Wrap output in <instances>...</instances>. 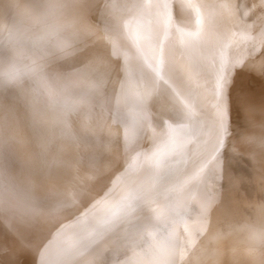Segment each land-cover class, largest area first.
<instances>
[{"label": "bare ground", "instance_id": "obj_1", "mask_svg": "<svg viewBox=\"0 0 264 264\" xmlns=\"http://www.w3.org/2000/svg\"><path fill=\"white\" fill-rule=\"evenodd\" d=\"M200 1L0 0V247L18 254V264H50L57 258L66 264H233L231 242L217 244L213 237L233 209L246 214L253 199L264 200L261 148L255 149L253 162L248 158L253 147L243 143L249 137L264 139V37L232 15L214 18L245 38L229 45L230 62L240 65L233 68L232 103L218 118L202 75L217 32L209 29L204 44L191 48L179 39L181 32L195 30L190 5L199 7ZM254 1L246 2L250 15ZM145 2L168 3L169 15L158 9L138 15ZM256 5L264 17V0ZM206 6L201 18L213 22ZM114 17L133 24L145 49L156 29H167L160 53L165 72L189 85L192 97L184 89L180 97L171 90L151 93L135 46L111 33ZM260 31L264 36L263 26ZM42 33L69 46L51 47L46 55L29 43ZM41 72L56 85V95L64 94L65 110L58 112L56 129L30 125L41 98L31 80ZM97 77L110 87L118 85L117 98L125 105L129 99L121 94L122 86L134 90L132 102L143 93L149 106L141 114L155 123L152 110L161 122L143 127L139 137L133 133L136 126L109 129L103 111L125 107L114 104L102 85L95 86ZM241 86L246 97L237 105ZM92 90V98L85 96ZM126 109L131 116L132 108ZM93 130L100 135L88 137ZM224 157L231 159L232 170H227L232 173L216 188L218 178L212 175ZM44 191L48 199L41 205L37 201ZM72 198H79L74 202L77 217H66L56 229L49 215H66ZM93 221H100L98 231L89 230ZM9 260V254H0V264Z\"/></svg>", "mask_w": 264, "mask_h": 264}, {"label": "snow or ice", "instance_id": "obj_2", "mask_svg": "<svg viewBox=\"0 0 264 264\" xmlns=\"http://www.w3.org/2000/svg\"><path fill=\"white\" fill-rule=\"evenodd\" d=\"M241 0H237V9L240 10ZM170 5L166 2L158 3H141L138 8V15L146 16L150 14L151 9L160 10L165 16L169 15ZM190 7L195 11V23L194 31L181 32L179 39L181 43L188 48L193 46L203 45L205 39V33L214 28L217 32L215 50L209 56L207 63L204 67L202 75L204 77V84L211 90V99L214 101V108L218 118H223L225 108L230 107L232 101L229 100V96L232 94V89L235 85V75L233 68L240 65V61L233 65L227 55V51L230 44L240 43L245 39L244 37H237L235 33L227 29L223 24H215L213 22L204 21L201 18L200 9L196 4H191ZM241 16L244 15L243 11L239 12ZM128 31L125 32L124 29ZM111 33L130 40L135 46L136 51L142 57L145 67L142 69L144 73V79L148 85H150L151 93L165 92L171 90L177 97H180L182 93L179 89H184V94L188 97L193 96L192 89L189 85L179 78L172 80L167 76L165 72V62L161 58L160 53L164 40L168 38L167 29H156V35L151 38V42L147 49L142 47L141 38L134 30L133 24H124L123 19L120 17H114L111 24ZM163 37V39L161 38ZM171 81V82H170ZM246 97L243 87L241 86L236 90L235 102L240 105L242 100ZM190 106V105H189ZM214 201H209V206ZM0 254H9V264H18L19 256L15 252L9 253L8 250L0 247ZM50 264H66L57 258L55 261H50Z\"/></svg>", "mask_w": 264, "mask_h": 264}, {"label": "rangeland", "instance_id": "obj_3", "mask_svg": "<svg viewBox=\"0 0 264 264\" xmlns=\"http://www.w3.org/2000/svg\"><path fill=\"white\" fill-rule=\"evenodd\" d=\"M169 1V0H168ZM227 1H229V2H227ZM227 1H225V0H205V1H203L202 0V2L200 1V4L201 5H207L206 7L207 8H205L206 10H207V12L206 13H208V14H206L207 15V17H208V20L209 21H213V23H214V18L217 16V15H220V16H223V15H225V16H231L232 15V17L236 20V19H238V21H240V22H242L241 23V25L242 26H244L245 24L246 25H249V24H251V26H250V28L251 29H253V31L258 35V36H260V38L262 39V37H264L263 35H262V32L260 31V29L262 28V26L264 27V17L262 16V14L261 13H259L258 12V8H257V5H256V0L254 1V2H252V5H253V7L255 8V9H253V14L251 13V15H250V12H249V8L247 7L248 6V2H247V0H241V2H240V4H242L243 6L242 7H240V10H238L237 9V2L235 3V0H227ZM232 3H231V2ZM237 1V0H236ZM210 2V3H209ZM212 2V3H211ZM215 2V3H214ZM226 2V3H225ZM233 2H234V4H236V5H234L233 4ZM247 2V3H246ZM216 3H217V5H216ZM213 4V5H212ZM225 4V5H224ZM230 4L232 5L231 7H230ZM246 4V5H245ZM212 7H211V6ZM216 5V6H215ZM241 6V5H240ZM245 6H246V8H245ZM223 7V8H222ZM226 7V8H225ZM236 8V9H235ZM243 8H245V9H243ZM209 9V10H208ZM224 9V10H223ZM230 9V10H229ZM234 11H233V10ZM241 9L243 10V13H245V10H247L246 12H249V16H248V13H245L246 15H247V17H244V16H246L245 14L243 15V17L239 14V12L241 11ZM211 13H210V12ZM213 12V13H212ZM236 12V13H235ZM216 13V14H215ZM230 13V14H229ZM215 14V15H214ZM211 15V16H210ZM258 15H260V16H258ZM251 16V17H250ZM253 16V17H252ZM212 17V18H211ZM255 17V18H254ZM232 18V19H233ZM248 19V20H247ZM250 19H251V22L253 21V23H251L250 22ZM260 20H261V22H260ZM256 21H258V22H260L261 23V25H260V23H258V22H256ZM256 25H255V24ZM254 25V26H253ZM260 25V26H259ZM258 26H259V28H258ZM255 27H257V28H255ZM259 40V39H258ZM50 75L51 76H53V77H55L56 78V73L55 72H51L50 73ZM94 80H95V82H97V84L95 85V86H103V87H101V89L104 91V90H107V93L111 96V97H113L112 98V102L114 103V104H122L121 105V107H125V109H123V110H119V111H117V110H115L114 108L113 109H109V110H107V111H103V113L102 114H104V122L106 123V126H108L109 127V129H115V131L116 132H122V131H126V128H127V130H129V125H132L133 127L134 126H136V128L138 129L136 132L134 131L133 133L136 135V137L138 136V134H141L140 132H142L143 131V129L145 128V126H148V127H155V123H159V122H161L160 121V119L162 118L161 117V115H157V113H155V112H153L152 110H150L151 112H152V114H153V117H154V119H156V121H155V123H152V124H150V123H148V121H146V118L141 114V108H147V105L149 106V104H147V102H146V100H147V97L143 94V93H138V95H137V98H138V100L136 101V102H132V94H134V90L132 89V88H127V87H123L122 86V93L121 94H125L127 97L125 98L126 100L127 99H129V101H126V105H125V102H124V104L123 103H121L119 100H118V98H117V96L119 95V93H120V90H119V86L118 85H113V87H110V86H108L107 84H109V82L107 83V84H105V82H99L100 80H99V77H97L96 79L94 78ZM31 82H32V80H31ZM92 88V87H91ZM106 88V89H105ZM93 89V88H92ZM95 90H97V89H95ZM95 93H94V90H92V91H86V93H85V96H87L88 98H92V95H94ZM58 96H60V99H61V101H63L62 99H64V94H57ZM41 98H39V103H36L35 104V109L33 108V113L31 114V120H30V125H33V126H36V125H41V129L43 128V127H52V128H57V125H59L60 124V122H61V119H60V117L58 116V112H60V111H63V110H65L64 108H65V104L63 103L62 104V102L60 103V104H58L57 105V107H55V108H53L52 106L50 107V102H49V99L47 98V97H42V96H40ZM131 97V98H130ZM142 97H144V98H142ZM45 99V100H44ZM128 102V103H127ZM130 103H131V105H130ZM133 103V104H132ZM44 105H45V107H44ZM81 105V104H80ZM63 107V108H62ZM126 107H131L132 108V111H133V113H131V116H127V115H125V112L124 111H126L127 109H126ZM37 108V109H36ZM80 106L78 105L77 106V108H75V112L76 113H78L79 112V110H80ZM56 109V110H55ZM34 110H36V111H34ZM55 110V111H54ZM54 111V112H53ZM38 112V113H37ZM43 112V113H42ZM44 116H43V115ZM50 118V119H49ZM43 119V120H42ZM53 119V120H52ZM47 120V121H46ZM59 121V122H58ZM48 122V123H47ZM50 122V123H49ZM53 122V123H52ZM46 124H47V126H46ZM49 127V128H50ZM144 127V128H143ZM94 131V132H93ZM93 131H88L86 134H87V136L88 137H90V138H92V137H98L99 135H100V133L97 131V130H93ZM93 132V133H92ZM130 132H132V130L130 131ZM143 133V132H142ZM88 134H90V135H88ZM139 137V136H138ZM258 152V154H260V156L261 157H259V160H258V163H259V165L261 166V167H263L264 168V148H261L259 151H257ZM226 157H224V159H222V163H220V165H219V168L217 169V171L215 172V174H213L212 176L213 177H216V178H218L215 182H214V184H215V186H216V188H218L219 186H218V184L219 185H221V183H224L230 176L229 175H231L230 173L229 174H227L228 172H231L232 173V171H230V170H232V162H231V159L230 158H228L227 157V159H225ZM226 162V163H225ZM230 163V165H231V167H230V165H226V164H229ZM227 168H226V167ZM223 168H225V169H223ZM231 168V169H230ZM227 169H230V170H227ZM222 171H227L226 173H224V172H222ZM223 173V174H222ZM225 174V175H224ZM215 175V176H214ZM226 176V177H225ZM227 176H228V178H227ZM220 179V180H219ZM221 182V183H220ZM200 184V183H199ZM44 194V195H43ZM43 194L41 195V199H39L37 202L38 203H40L41 205H44L46 202H47V199H48V196H45V195H47V191H44L43 192ZM80 197V196H79ZM83 198V197H82ZM73 199V198H72ZM76 200H79V198L77 199V198H75ZM81 199V198H80ZM76 200H74L73 199V203L72 204H67L66 205V207H67V209L65 210V211H63V212H67V214L66 215H64V216H62V214L61 213H59L60 215H58V214H56V215H53L54 213H51L50 215H52V216H50L49 215V221L52 223V226H55L56 227V229L57 228H62V225H63V222H64V220L66 219V217L67 218H71V219H73L74 217L76 218L77 217V207L74 205V202L76 201ZM254 201H257V199L255 198V199H253ZM40 201V202H39ZM248 205V204H247ZM246 205V206H247ZM81 210V209H80ZM245 210H246V212L248 213V211H249V209H248V207H245ZM88 218V217H87ZM46 220V219H45ZM87 226L89 227V230L90 231H93V230H96V231H98L100 228H101V225H100V221H93V222H91L90 224H87ZM44 230L45 229H42L41 228V230H40V232H41V234L44 232ZM32 232V231H31ZM181 248H182V246H181Z\"/></svg>", "mask_w": 264, "mask_h": 264}, {"label": "clouds", "instance_id": "obj_4", "mask_svg": "<svg viewBox=\"0 0 264 264\" xmlns=\"http://www.w3.org/2000/svg\"><path fill=\"white\" fill-rule=\"evenodd\" d=\"M29 43L40 48L46 55L50 54L49 48H66L69 42L66 40L53 42L49 39L48 33H42L32 38ZM33 91L42 97H47L53 108L61 99L55 94L56 85L46 75L38 73L32 80ZM243 143L253 147V152L249 153V159L256 162L255 149L264 148V139L245 138ZM249 211L241 214L235 209L228 213L221 222V226L213 239L217 244H222L225 240L231 242L233 264H264V200L252 201L247 205Z\"/></svg>", "mask_w": 264, "mask_h": 264}]
</instances>
